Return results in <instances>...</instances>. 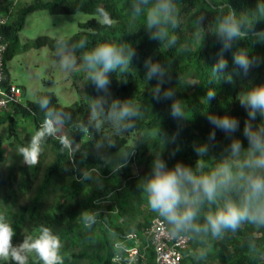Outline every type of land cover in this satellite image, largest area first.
I'll list each match as a JSON object with an SVG mask.
<instances>
[{
	"label": "trees",
	"instance_id": "1",
	"mask_svg": "<svg viewBox=\"0 0 264 264\" xmlns=\"http://www.w3.org/2000/svg\"><path fill=\"white\" fill-rule=\"evenodd\" d=\"M156 2L34 0L13 16V9L9 10L11 16L2 28L9 43L5 54L7 75L8 62L22 48L59 47L78 57L79 66L72 77L81 95L72 105L64 106L53 92L46 91L39 93L37 100L15 108L14 113L33 117L41 139L35 164L28 162L26 144L17 133L9 144V151H0V220L12 225L14 245L22 244L28 237L35 238L40 227L46 226L62 242L64 264H112L113 239H105L96 253L77 247L83 215L92 212L96 201L112 192L118 199L126 200L146 195L141 185L151 174L157 155L170 168L180 163L191 170L212 157H225L231 149V134L212 124L208 119L210 115L234 116L243 128L246 122L253 127L264 125V118L259 114L254 120L250 119L239 100L249 87L264 84V13L258 11V5L264 4V0H173L176 27L173 28L171 23L164 26L170 36H176V43L171 45L168 42L170 36L164 40L151 39L154 30L146 27L147 12ZM137 7L141 12L135 11ZM43 9L53 14L84 13L93 17L80 24V30L67 39L57 41L43 35L31 43L21 44L19 32L25 26L27 16ZM104 12L108 14L105 22L102 21L105 20ZM230 13L242 20L246 35L233 40L231 48L222 52L217 26ZM102 43L127 44L135 49L136 56L126 68L109 72L110 83L100 89L90 79L84 56ZM240 49H247L253 61L246 73L233 63V53ZM221 59L227 61V68L214 74L213 67ZM150 60L165 68L163 84L158 85L155 77L145 78L146 64ZM157 86L162 92L173 90L174 96L157 101L152 91ZM210 90L216 95L208 100ZM126 100L132 101L139 112L131 118L132 129L139 136L135 145H130L126 137L103 136L90 122L92 112L109 113L113 102ZM174 100L183 103L186 117L171 115ZM12 113L4 115L1 123L13 118ZM51 120L66 126L79 142L78 147L71 149L64 139L54 136L42 125ZM123 147L130 155L117 154ZM200 147L207 148L202 155L196 151ZM138 153L142 159L140 169L135 164ZM11 156H15L12 169L8 166ZM211 172L205 166L195 174ZM115 173L120 177L119 185L113 182ZM243 195L244 190L236 187L222 193L215 203L205 201L200 205L197 223L203 224L204 216L222 206L225 199L239 202ZM108 206L110 210L114 208ZM116 230L123 233L119 227ZM180 232L192 238L191 255L182 264H193L192 255H197L205 240L211 241V249L205 256H200L197 264H264V223L244 221L238 229L226 230L220 238L191 229ZM0 264L17 262L9 257L0 259ZM28 264H43V261L32 253ZM150 264H153L152 260Z\"/></svg>",
	"mask_w": 264,
	"mask_h": 264
},
{
	"label": "clouds",
	"instance_id": "2",
	"mask_svg": "<svg viewBox=\"0 0 264 264\" xmlns=\"http://www.w3.org/2000/svg\"><path fill=\"white\" fill-rule=\"evenodd\" d=\"M137 13L141 8H135ZM175 5L173 0H157L148 10L146 27L151 32V39L164 40L170 36L165 25L171 23L176 27L173 17ZM258 11L264 13V4L258 5ZM105 20L108 14L103 13ZM221 38L222 52L231 48V42L246 35L243 22L235 13L223 17L217 26ZM169 44L176 43V36L171 35ZM83 46V45H81ZM136 56L134 48L127 44L102 43L89 51L85 56L86 67L89 75L97 88L103 89L110 83L108 73L121 67H127L132 58ZM247 49H240L233 53V63L246 73L252 64ZM64 61V66H68ZM145 78L150 80L155 77L158 85L165 82V68L151 60L146 64ZM227 68V61L221 59L214 67L213 73H222ZM231 80V76L227 77ZM154 98L171 99L174 92L171 89L162 92L157 86L153 90ZM216 93L208 91L207 99L214 98ZM241 105L247 110L248 117L255 119L257 114L264 118V84L249 87L239 97ZM111 116L118 122L130 120L139 115L132 101H115L111 106ZM171 115L174 118L186 117L184 105L179 100H174L171 106ZM210 122L222 131L231 134L239 129V120L231 115H210ZM131 128L132 124L124 125ZM214 137V133H212ZM244 136L248 140L245 158L239 162L236 170L230 163H223L207 175H195L192 170L180 163L168 167L166 161L157 155L151 166V174L142 183L143 192L147 196L149 207L152 211L164 218L173 226V232L191 229L196 233H210L213 237L220 238L226 230L235 231L242 222L251 221L264 223V125L253 127L246 122ZM242 141L234 139L231 144V154L240 156ZM38 151V149H37ZM198 154H204L206 147L196 149ZM31 164L37 161L30 158ZM240 187L244 190L243 198L237 202L225 199L222 206H217L214 211L204 216V223H197L200 205L205 201L215 203L222 193L230 192ZM83 221L86 226L95 222V215L85 213ZM15 231L8 222L0 220V259L11 257L17 264H28V258L35 253L43 264H64L61 249L62 242L57 234L50 228L41 226L39 234L33 238H26L22 244L12 243Z\"/></svg>",
	"mask_w": 264,
	"mask_h": 264
},
{
	"label": "rangeland",
	"instance_id": "3",
	"mask_svg": "<svg viewBox=\"0 0 264 264\" xmlns=\"http://www.w3.org/2000/svg\"><path fill=\"white\" fill-rule=\"evenodd\" d=\"M34 0H0V15H5L10 9H13L12 16L25 5H29ZM11 16V15H10ZM93 16L77 13V14H53L48 10H36L27 16L26 24L19 32L20 42L23 45L31 43L35 39L43 35H48L57 41H61L71 37L80 30V24L89 21ZM105 22L106 20H102ZM116 23V22H115ZM114 23V24H115ZM81 56V55H80ZM79 56V57H80ZM67 60L68 66H64ZM79 66L78 57L73 56L71 52L62 49L52 48L50 45L36 47L31 46L22 48L7 64V80L11 83L20 85L24 90L23 102L29 103L37 100L39 93L51 91L59 102L64 106H70L81 98L80 89L74 85L72 73ZM195 82V81H193ZM11 113V112H9ZM13 118H9L0 125V151H9V144L17 133L25 142L28 158H35L37 148L41 139L40 132L35 127L32 116H24L22 113H12ZM90 122L94 124L98 132L103 136L118 135L129 139L130 145L138 142V134L133 130L134 122L132 119L118 122L112 118L111 112L104 113L102 110L92 112ZM131 123V128H125L124 125ZM57 133L60 137L70 143L72 148L79 145L74 134L62 123H57ZM234 139L242 141V152L240 156H233L231 149H228L225 157H212L206 162H200L192 169L202 171L203 167H208L214 171L223 163H230L233 170H236L240 161L245 158V152L248 148V140L244 136V128L231 133L230 143ZM117 154L130 155V151L123 147ZM15 162V156H11L8 166L12 169ZM142 159L139 153L135 160V164L140 169ZM196 175V174H195ZM114 184L119 185L120 177L117 173L113 174ZM108 205H113V209H109ZM118 207L119 211L115 209ZM91 214L95 215V222L91 226H86L82 222V228L77 235V247L86 249L93 253L98 252L103 246L105 239H113L109 234L102 221H106L115 229L119 227L123 233H127L134 229H139V225H144L146 221L151 220L157 213L151 210L146 195H136L130 199H118L115 192L109 194L108 197H102L96 201ZM211 249V241L205 242L199 247L197 255H192L193 264H197L200 256H205ZM211 251V250H210ZM190 257V256H189Z\"/></svg>",
	"mask_w": 264,
	"mask_h": 264
},
{
	"label": "built area",
	"instance_id": "4",
	"mask_svg": "<svg viewBox=\"0 0 264 264\" xmlns=\"http://www.w3.org/2000/svg\"><path fill=\"white\" fill-rule=\"evenodd\" d=\"M9 18L10 11L0 15V125L4 115L14 112L17 106L25 105L23 88L7 80L5 54L9 43L2 28ZM42 125L54 136L62 138L57 133L55 120ZM67 143L72 149L70 143ZM115 209L119 211L117 206ZM101 222L115 241L112 264H150V260L153 264H182L184 259L191 255V236L180 231L174 233L173 228L158 214L141 230L134 229L127 233L118 232L106 221ZM150 255H153L152 259Z\"/></svg>",
	"mask_w": 264,
	"mask_h": 264
}]
</instances>
